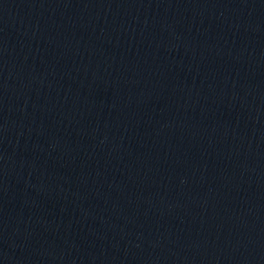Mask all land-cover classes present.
<instances>
[{
  "label": "water",
  "instance_id": "water-1",
  "mask_svg": "<svg viewBox=\"0 0 264 264\" xmlns=\"http://www.w3.org/2000/svg\"><path fill=\"white\" fill-rule=\"evenodd\" d=\"M0 135L264 185V0H0Z\"/></svg>",
  "mask_w": 264,
  "mask_h": 264
}]
</instances>
